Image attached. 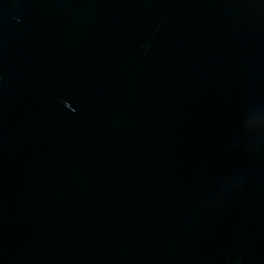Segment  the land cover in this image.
<instances>
[{
  "label": "water",
  "instance_id": "water-1",
  "mask_svg": "<svg viewBox=\"0 0 264 264\" xmlns=\"http://www.w3.org/2000/svg\"><path fill=\"white\" fill-rule=\"evenodd\" d=\"M0 264H264V0H0Z\"/></svg>",
  "mask_w": 264,
  "mask_h": 264
}]
</instances>
